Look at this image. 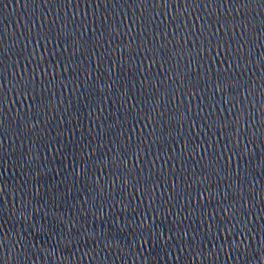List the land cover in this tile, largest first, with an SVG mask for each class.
<instances>
[{
  "label": "water",
  "instance_id": "obj_1",
  "mask_svg": "<svg viewBox=\"0 0 264 264\" xmlns=\"http://www.w3.org/2000/svg\"><path fill=\"white\" fill-rule=\"evenodd\" d=\"M0 264H264V0H0Z\"/></svg>",
  "mask_w": 264,
  "mask_h": 264
}]
</instances>
